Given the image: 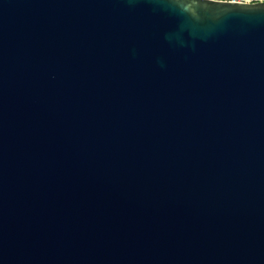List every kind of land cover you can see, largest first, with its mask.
Masks as SVG:
<instances>
[{"label": "water", "instance_id": "95a60500", "mask_svg": "<svg viewBox=\"0 0 264 264\" xmlns=\"http://www.w3.org/2000/svg\"><path fill=\"white\" fill-rule=\"evenodd\" d=\"M0 264H264V0H0Z\"/></svg>", "mask_w": 264, "mask_h": 264}, {"label": "trees", "instance_id": "16d2710c", "mask_svg": "<svg viewBox=\"0 0 264 264\" xmlns=\"http://www.w3.org/2000/svg\"><path fill=\"white\" fill-rule=\"evenodd\" d=\"M243 1H245V0H243ZM249 1H256V0H249Z\"/></svg>", "mask_w": 264, "mask_h": 264}]
</instances>
